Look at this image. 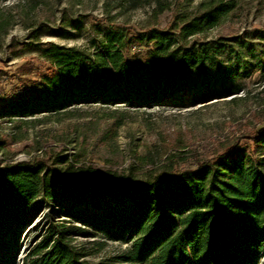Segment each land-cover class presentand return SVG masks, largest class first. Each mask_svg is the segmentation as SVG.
Returning <instances> with one entry per match:
<instances>
[{"label":"trees","instance_id":"16d2710c","mask_svg":"<svg viewBox=\"0 0 264 264\" xmlns=\"http://www.w3.org/2000/svg\"><path fill=\"white\" fill-rule=\"evenodd\" d=\"M198 9L168 29H108L91 54L49 44L51 71L33 91L4 100L0 118L92 103L184 106L237 94L239 84L216 78L207 66L218 49L208 42L188 45L218 26L233 4L204 0ZM133 46L145 48L143 61L126 56ZM55 162L78 172L65 157ZM262 166L264 125L211 161L141 180L100 184L81 173L63 179L39 162L0 161V264H15L20 229L33 221L38 199L55 203L60 217L80 226L49 222L21 264H86L72 249V236L125 244L114 264H264Z\"/></svg>","mask_w":264,"mask_h":264},{"label":"rangeland","instance_id":"374dc122","mask_svg":"<svg viewBox=\"0 0 264 264\" xmlns=\"http://www.w3.org/2000/svg\"><path fill=\"white\" fill-rule=\"evenodd\" d=\"M202 1L0 0V105L33 91L51 71L45 56L49 44L91 54L108 29L130 34L149 27L168 29L178 17L197 15ZM226 1L233 4L228 16L190 38L188 45L208 42L218 49L207 66L216 78L239 84L237 94L184 106L92 103L56 114L0 118L2 164L39 162L63 179L81 173L103 184L194 168L244 142L264 125V0ZM125 54L135 61L147 56L139 46ZM57 156L71 161L78 172L56 163ZM32 207L33 221L20 229L15 264L44 237L49 222L80 226L60 217L53 202L38 199ZM70 245L86 264H111L125 249L101 236H72Z\"/></svg>","mask_w":264,"mask_h":264}]
</instances>
